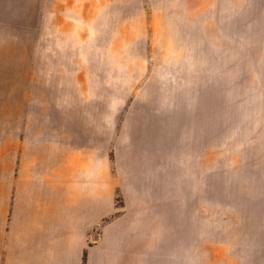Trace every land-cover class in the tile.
<instances>
[{
  "label": "rangeland",
  "instance_id": "obj_1",
  "mask_svg": "<svg viewBox=\"0 0 264 264\" xmlns=\"http://www.w3.org/2000/svg\"><path fill=\"white\" fill-rule=\"evenodd\" d=\"M245 90L264 104V0H0V264L41 248L58 213L169 241L188 164L199 212L198 167L258 129L235 121Z\"/></svg>",
  "mask_w": 264,
  "mask_h": 264
},
{
  "label": "crops",
  "instance_id": "obj_2",
  "mask_svg": "<svg viewBox=\"0 0 264 264\" xmlns=\"http://www.w3.org/2000/svg\"><path fill=\"white\" fill-rule=\"evenodd\" d=\"M227 107L214 102L213 118L223 121ZM234 109L236 123L257 121L258 129L235 131L241 143L236 138L215 173L205 163L198 167L199 212L194 209L196 168L193 162L191 174L188 164L186 225L180 230L178 213H171L169 241L133 236L129 217L99 224V213H58L48 240L33 252L28 249L19 264H264V104L245 90ZM203 114L205 128L206 105ZM208 195L217 212L206 211Z\"/></svg>",
  "mask_w": 264,
  "mask_h": 264
}]
</instances>
